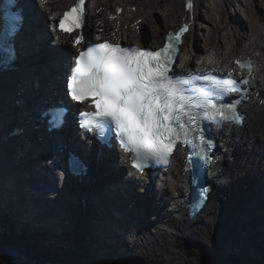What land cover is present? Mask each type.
<instances>
[{
    "label": "bare ground",
    "instance_id": "6f19581e",
    "mask_svg": "<svg viewBox=\"0 0 264 264\" xmlns=\"http://www.w3.org/2000/svg\"><path fill=\"white\" fill-rule=\"evenodd\" d=\"M74 1L47 0L46 18L50 25ZM254 1L259 0H192L194 7L189 10L188 0H91L89 26L96 38L111 34L124 41L146 39L160 44L170 29L185 21L190 22L184 44L189 55L188 67L198 65L202 58L231 67L235 58L259 57L263 68L256 86L261 96L246 107L249 117L245 127L234 130L237 142L230 143L228 150L221 149L218 163H213L215 172L208 177L216 180L215 188L205 209L195 218L185 219L181 200L172 201L178 218L167 208L157 211L160 208L152 206L155 213L151 212L154 215L147 221V227L139 219L136 225L128 226L132 230L127 234H113L112 238L119 241L115 247H109L112 245L105 242V235L98 226L92 229L77 224L70 211L68 219L60 222L66 229L44 237L42 242L26 234L29 225L34 223L35 214L29 218L30 211L21 207H17L20 209L17 215L14 211L6 214L1 207L9 199L0 194V254L24 264H264V235L259 233L243 239L227 218L244 212L256 191L251 186L260 181L264 167V103H260L264 96V15L259 17L250 9L249 3ZM129 5H135V11H129ZM119 6H125V11L119 13ZM202 11H207L208 17H204ZM157 12L163 14L164 22L157 19ZM138 17L142 19L135 27ZM140 25L142 31L137 29ZM67 40L70 42L71 38L60 37L61 42ZM212 50L217 55L214 58ZM237 150L240 151L235 154ZM119 160L124 164L122 158ZM170 170L172 178L166 177L161 190L164 202L171 192L176 191L180 196H185L186 192L188 175L182 173L178 158ZM62 193L66 200L73 201V194L65 187ZM259 198L254 195L255 202ZM236 201L244 204L238 211ZM10 204L9 201L7 208ZM143 210L145 212V208ZM59 213L63 214L61 210ZM249 219L247 212L239 221L244 223V231L252 234L254 230L245 227ZM96 233L104 235V239L93 241L92 234ZM191 240L195 245L190 244Z\"/></svg>",
    "mask_w": 264,
    "mask_h": 264
},
{
    "label": "snow or ice",
    "instance_id": "6c2138e0",
    "mask_svg": "<svg viewBox=\"0 0 264 264\" xmlns=\"http://www.w3.org/2000/svg\"><path fill=\"white\" fill-rule=\"evenodd\" d=\"M86 0L63 13L62 32L82 28ZM194 7L188 0L187 8ZM189 31L185 23L169 33L159 50L121 47L108 42L95 43L79 52L67 87L72 99L91 100L94 111L82 112L83 127L101 134L113 126L125 152L133 154V167L143 172L149 161L167 165L178 146L199 148L209 143L201 129L203 119L216 123H241L235 104L221 103L223 96L241 90L234 77L219 79L209 74L171 73L182 37ZM83 37L74 43L80 45ZM252 70L251 61H236ZM203 80L204 85L197 84ZM207 162V160H206Z\"/></svg>",
    "mask_w": 264,
    "mask_h": 264
},
{
    "label": "rangeland",
    "instance_id": "374dc122",
    "mask_svg": "<svg viewBox=\"0 0 264 264\" xmlns=\"http://www.w3.org/2000/svg\"><path fill=\"white\" fill-rule=\"evenodd\" d=\"M259 2V3H258ZM250 4V9L257 15V16H262V15H264V7H262V4L264 5V1H263V3H261L260 2V0L259 1H257V3H256V1H254V3H252V2H250L249 3ZM155 11V10H154ZM202 13V15L204 16V17H208V12L207 11H202L201 12ZM151 14H153V12L151 13ZM163 14H161L160 12H157V19L160 21V22H164V17L162 16ZM258 17V18H259ZM242 25L244 24L243 22L241 23ZM147 30H145L144 32H146ZM176 196L177 195V192L176 191H174V192H171L170 193V195H169V198H171L172 196ZM191 243L190 244H192V245H195L194 243H196L194 240H191L190 241Z\"/></svg>",
    "mask_w": 264,
    "mask_h": 264
}]
</instances>
